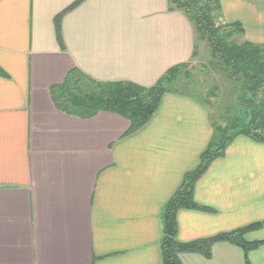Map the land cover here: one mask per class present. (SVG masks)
<instances>
[{
    "label": "crops",
    "instance_id": "obj_1",
    "mask_svg": "<svg viewBox=\"0 0 264 264\" xmlns=\"http://www.w3.org/2000/svg\"><path fill=\"white\" fill-rule=\"evenodd\" d=\"M0 0V264H163V210L213 136L211 111L167 93L142 129L114 112L59 110L51 90L79 69L155 86L194 59L193 24L169 0ZM77 4V5H76ZM76 5V6H75ZM223 23L264 46V0H221ZM60 21V40L56 19ZM203 209L177 213V241L264 223V144L235 138L197 181ZM182 264H264V225Z\"/></svg>",
    "mask_w": 264,
    "mask_h": 264
},
{
    "label": "trees",
    "instance_id": "obj_2",
    "mask_svg": "<svg viewBox=\"0 0 264 264\" xmlns=\"http://www.w3.org/2000/svg\"><path fill=\"white\" fill-rule=\"evenodd\" d=\"M82 1L79 0L77 4ZM169 10L184 13L193 24L196 35L194 58L198 43H207L213 69L235 84L241 110L237 116L219 125L213 121V136L198 167L186 175L181 187L166 204L161 241L163 264H182L180 256L186 253L209 258L213 245L218 242L239 246L247 256L261 242H248L245 235L259 229L264 223L250 225L213 239L182 244L176 238L177 213L181 209H203L195 202V185L213 161L224 155L235 138L245 136L264 144V46L249 41L237 42L244 35V29L241 24L221 21V0H169ZM60 21L59 16L55 23L59 40ZM188 67L189 64L172 68L151 88L126 82L102 83L79 69H73L62 84L52 88L51 94L56 107L68 115L90 118L100 112L117 113L129 121L128 134H132L150 122L165 94L196 96L189 92L194 85Z\"/></svg>",
    "mask_w": 264,
    "mask_h": 264
},
{
    "label": "rangeland",
    "instance_id": "obj_3",
    "mask_svg": "<svg viewBox=\"0 0 264 264\" xmlns=\"http://www.w3.org/2000/svg\"><path fill=\"white\" fill-rule=\"evenodd\" d=\"M241 38L237 42L241 43ZM206 42L198 43L197 55L189 64L188 71L194 87L189 90L195 94L211 111L212 120L223 123L240 113L235 84L222 73L215 71Z\"/></svg>",
    "mask_w": 264,
    "mask_h": 264
}]
</instances>
